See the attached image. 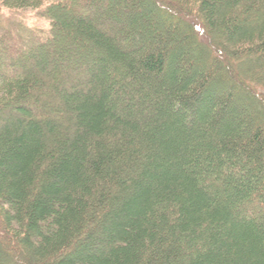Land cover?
Masks as SVG:
<instances>
[{
	"label": "trees",
	"instance_id": "trees-1",
	"mask_svg": "<svg viewBox=\"0 0 264 264\" xmlns=\"http://www.w3.org/2000/svg\"><path fill=\"white\" fill-rule=\"evenodd\" d=\"M159 1L173 26L128 49L138 2L50 0L41 36L2 10L47 0H0V239L26 264H264V71L241 64L264 0Z\"/></svg>",
	"mask_w": 264,
	"mask_h": 264
},
{
	"label": "rangeland",
	"instance_id": "rangeland-1",
	"mask_svg": "<svg viewBox=\"0 0 264 264\" xmlns=\"http://www.w3.org/2000/svg\"><path fill=\"white\" fill-rule=\"evenodd\" d=\"M50 0H47V2H45L41 7L37 8V9H24V10H14V9H3L2 13L3 15H5L6 17H11L13 19V21L15 20L16 22L22 23L25 27L26 30L31 29L34 30L35 33L37 34L38 32L40 34L47 32L48 30H50L51 28V21L48 18V16L45 14L46 13V9L47 7L50 5L49 3ZM138 2V4L140 5V7H138V11L136 12H132L131 14L128 15H124V12H118L117 13V17L115 20L117 21L115 23L116 28L114 27L113 29L115 31H117V29L119 30L118 33H120V36L118 37V42L121 44H124L123 47L125 48H133V40L131 39L132 36H136L139 33H143L142 37H141V43H146V42H151L156 40L157 36H160L162 34L165 33V30L168 26H173L171 23H173V21H171V18L169 16H167L164 13H161L159 11V9H157V4L158 2H160L159 0H154V2H152L151 0H108L107 4L105 3V5H107V9H109L110 11H114L112 9H114L115 7H120L121 4L123 5H129L130 2ZM171 1V0H169ZM114 4V5H113ZM112 6V7H111ZM100 8V7H99ZM98 8V9H99ZM129 8V7H128ZM135 5H134V9H135ZM133 10V9H131ZM100 11V10H99ZM95 9L94 14L98 15V12ZM64 12L65 14H71L72 11H70L69 9L64 8ZM136 13V14H133ZM101 15H105L101 12ZM186 16V15H185ZM141 17L142 20L140 19ZM188 17V16H186ZM137 21V24L133 25L132 22ZM139 20V21H138ZM160 20L164 21V22H160ZM171 23H170V22ZM126 22V23H125ZM118 24V26H117ZM174 24V23H173ZM198 24H196L197 26ZM182 30H186L185 28H182ZM124 30H128L130 32V35L132 36H125L124 34H122L121 31ZM0 31H1V27H0ZM24 32V31H23ZM1 35H3L5 37V41L7 42H11L14 46L15 43L12 39H9V37L11 36V34H13V31H1L0 32ZM58 41L57 42H65L68 39L66 38V35L64 32L62 31H58ZM183 33L180 32H176L174 34L175 39L179 41V39L182 37ZM44 34H42L41 36H43ZM129 35V34H128ZM65 38V39H64ZM40 41V39H39ZM69 42L70 39L68 40ZM123 42V43H122ZM143 43V44H144ZM195 46V45H194ZM183 47L185 48V50H187L188 52L192 51V55L193 58L196 60L197 64L199 65V67H201L204 70H208L209 68H214L215 70L218 69L219 65L215 64L213 62V58H211L209 55L211 54L210 51H208L207 54L205 53H200L196 54L195 53V49L193 47V42L191 41H187L186 43H184ZM20 58V57H19ZM222 64V62H220ZM241 64H245L250 67H252V69L254 70H261L264 71V63L262 62H258L256 59H253L252 56H247V57H243L241 60ZM241 67V66H240ZM220 71L222 70V75L224 74L225 76H227L229 74V72L227 70H224L223 68L221 69L219 67ZM219 72V71H218ZM235 69L232 68V73H231V77H234L235 75ZM230 77V78H231ZM227 78V77H226ZM236 81H240L238 79H236ZM240 84L242 85V82L240 81ZM243 88V86H242ZM254 89V88H253ZM257 110V109H256ZM19 247V244L15 243H11L8 242L5 238L0 239V264H5L4 261H6L5 257L3 256V253H5L7 255V257H10V254H8L9 252H13L11 254H13V257L17 260L18 264H26L24 262V260H20L17 254V248ZM3 252V253H2ZM26 255L25 257H29L30 253L28 251H25Z\"/></svg>",
	"mask_w": 264,
	"mask_h": 264
}]
</instances>
